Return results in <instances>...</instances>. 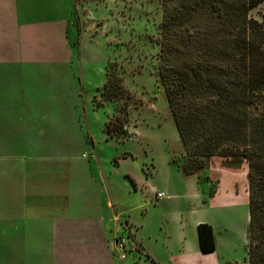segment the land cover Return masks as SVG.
<instances>
[{"label": "rangeland", "instance_id": "rangeland-1", "mask_svg": "<svg viewBox=\"0 0 264 264\" xmlns=\"http://www.w3.org/2000/svg\"><path fill=\"white\" fill-rule=\"evenodd\" d=\"M5 6L0 113L20 156L0 154V264H51L47 237L85 246L103 233L110 264H248L247 162L216 157L191 177L170 163L185 151L159 78V0ZM16 7L31 27L2 11ZM108 65L126 91L113 103L102 95ZM110 120L123 137L107 135ZM200 220L214 231L211 257Z\"/></svg>", "mask_w": 264, "mask_h": 264}, {"label": "trees", "instance_id": "trees-1", "mask_svg": "<svg viewBox=\"0 0 264 264\" xmlns=\"http://www.w3.org/2000/svg\"><path fill=\"white\" fill-rule=\"evenodd\" d=\"M159 2V78L185 151L172 163L191 177L216 157L247 162V259L248 264H264V14L256 15L264 0ZM102 95L110 103L126 98L115 65L106 68ZM3 116L0 154L19 157L10 138L14 126ZM105 131L110 138L125 135L114 120ZM198 237L202 253L216 251L211 225L200 224Z\"/></svg>", "mask_w": 264, "mask_h": 264}, {"label": "crops", "instance_id": "crops-1", "mask_svg": "<svg viewBox=\"0 0 264 264\" xmlns=\"http://www.w3.org/2000/svg\"><path fill=\"white\" fill-rule=\"evenodd\" d=\"M20 1L24 2V1H28V0H4V2L9 3V5H11L14 2L17 5L18 2H20ZM7 6L0 7V8L6 9ZM2 11H5L6 15L9 14L10 17H12L11 15H13L17 19L20 17H22L24 20L26 19V24L24 25L25 27L29 28L32 26V23H31L32 21H29V18H31L32 16H30V12H29L28 8H25V9L23 8L22 11L20 12L18 10V7H16L14 12L12 11V14L8 13L9 11L7 12V10H2ZM12 21H13V19L11 20V25H14L12 23ZM16 31L18 32V28H16ZM173 156L174 155L171 154L170 163H172ZM180 173H182V172H180ZM229 202H232L231 199ZM200 224H207V223L204 220H200L196 223L197 235H198V226ZM53 235H54V233H53ZM103 235H104V238L96 236V238H97L96 240L98 241L97 245H94V244L93 245H91V244L87 245L86 244L85 246H80V245H82V243H80L78 241H73V240L72 241H66L65 239H62L61 237L57 238L56 235H54V238L47 237L48 240H46V242L48 243V251L49 252H48L46 257L51 258V260H50L51 264H56V263H58V264H110L109 263L110 251H108V250L110 248L112 249L113 247H112V245H110L111 241H108V238H107V240L105 239L104 233H103ZM106 242H108L109 246H111V247L106 245ZM198 242H199V237H198ZM199 250H200V245H199ZM214 253L215 252L206 253V254H207V257H211L214 255ZM203 254H205V253H203ZM214 262H215V264H218L217 261H214ZM184 264H189V263H184Z\"/></svg>", "mask_w": 264, "mask_h": 264}]
</instances>
